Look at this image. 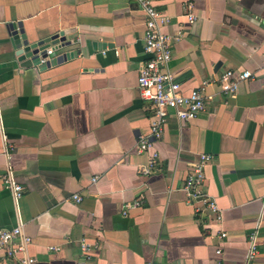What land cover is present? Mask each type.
<instances>
[{
    "label": "crops",
    "instance_id": "crops-1",
    "mask_svg": "<svg viewBox=\"0 0 264 264\" xmlns=\"http://www.w3.org/2000/svg\"><path fill=\"white\" fill-rule=\"evenodd\" d=\"M158 7L162 31L181 33L167 68L205 106L185 123L170 113L161 138L139 154L150 117L136 83L147 58L139 7L0 0V229L20 227L36 264H264V0ZM24 43L52 47L50 64L21 59ZM227 70L251 73L233 96L218 83ZM203 154L211 156L204 190L221 223L183 191ZM9 165L18 199L1 180ZM135 199L142 206L124 215ZM0 264L18 262L0 251Z\"/></svg>",
    "mask_w": 264,
    "mask_h": 264
},
{
    "label": "built area",
    "instance_id": "built-area-1",
    "mask_svg": "<svg viewBox=\"0 0 264 264\" xmlns=\"http://www.w3.org/2000/svg\"><path fill=\"white\" fill-rule=\"evenodd\" d=\"M127 1L134 2L144 16L143 52L147 58L138 66L136 83L140 99L148 105L150 117L148 119L149 134L140 136L137 142L136 151L142 154L161 138L170 113L180 123L189 122L204 111L205 99L201 91L196 89L185 94L181 84L175 81L173 74L167 68L172 57L173 43L181 37V33L171 36L162 31L166 20L158 5L167 0ZM53 55L52 47H44L35 54V59L32 61L35 66L44 67L50 64ZM250 78L249 71H224L218 78L220 91L225 96H233L237 92L239 84ZM210 160L211 156L203 154L189 164V173L185 179L183 191L189 204H199L214 223H221L222 215L215 200L208 196L204 190V170ZM152 163L153 159L150 161V164ZM141 172L145 173L147 169L141 168ZM1 180L5 187L12 191L15 199L21 197L23 188L16 183L10 165L5 174L1 176ZM73 199L77 203L81 201V197L78 195H73ZM139 206H142L141 199H135L123 205L122 213L126 215L131 209ZM226 237L225 232H219L218 239L220 241ZM254 239L255 237H250L252 255L255 254ZM29 242L30 239L23 235L20 227L10 230L0 229V251L9 258L16 257L18 264H36L35 258L25 254V248ZM80 248L83 255L91 250L84 243L80 244ZM215 253L220 255V249H217Z\"/></svg>",
    "mask_w": 264,
    "mask_h": 264
},
{
    "label": "water",
    "instance_id": "water-1",
    "mask_svg": "<svg viewBox=\"0 0 264 264\" xmlns=\"http://www.w3.org/2000/svg\"><path fill=\"white\" fill-rule=\"evenodd\" d=\"M58 36H54L53 38L49 39L50 43H52V45H57L59 40H58ZM25 46V49L22 51H19V55L21 59L24 58H31V59H35V54L40 50L43 49L42 47V43H38L36 45H32V46H27L26 43L23 44ZM27 46V47H26ZM62 58H59L58 61H61Z\"/></svg>",
    "mask_w": 264,
    "mask_h": 264
}]
</instances>
